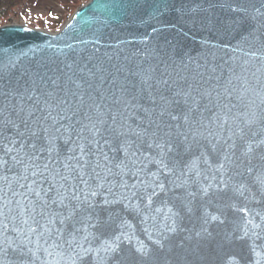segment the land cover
I'll return each instance as SVG.
<instances>
[{"label": "water", "instance_id": "1", "mask_svg": "<svg viewBox=\"0 0 264 264\" xmlns=\"http://www.w3.org/2000/svg\"><path fill=\"white\" fill-rule=\"evenodd\" d=\"M0 264H264V0L0 25Z\"/></svg>", "mask_w": 264, "mask_h": 264}, {"label": "trees", "instance_id": "2", "mask_svg": "<svg viewBox=\"0 0 264 264\" xmlns=\"http://www.w3.org/2000/svg\"><path fill=\"white\" fill-rule=\"evenodd\" d=\"M47 0H0V20L7 18L14 11L19 14H25L40 6L41 3ZM61 6V16L56 17L55 21L49 24H40L44 29H58L64 23V18L69 16L71 12L78 6L82 5L87 0H54ZM33 27V26H32Z\"/></svg>", "mask_w": 264, "mask_h": 264}, {"label": "rangeland", "instance_id": "3", "mask_svg": "<svg viewBox=\"0 0 264 264\" xmlns=\"http://www.w3.org/2000/svg\"><path fill=\"white\" fill-rule=\"evenodd\" d=\"M87 2H88V0L86 2H84L82 5H84ZM82 5H80V6L82 7ZM80 6H78V7H80ZM60 8H61V6L58 2H56L54 0H47V1H44L43 3H41L39 7L32 9L31 11L26 12L25 14H21V13L19 14L18 11H14L7 18L0 20V25L4 26L6 24H10L11 21H13V22H19L23 25H27L30 27L33 26L32 28L41 29V30H48V29L41 28L39 25L40 24H49V23L54 22L55 21L54 19H56V17L62 15L60 12ZM76 9H74L71 12V14H69V16L64 18V23L73 14V12ZM58 29H60V27ZM58 29H52V30H48V31L54 32V31H57Z\"/></svg>", "mask_w": 264, "mask_h": 264}, {"label": "bare ground", "instance_id": "4", "mask_svg": "<svg viewBox=\"0 0 264 264\" xmlns=\"http://www.w3.org/2000/svg\"><path fill=\"white\" fill-rule=\"evenodd\" d=\"M10 24H15V25H17V24H21V23H19V22H13V21H11V23Z\"/></svg>", "mask_w": 264, "mask_h": 264}]
</instances>
